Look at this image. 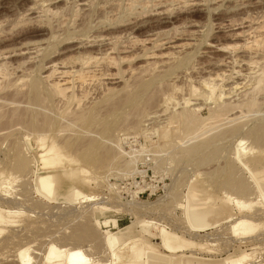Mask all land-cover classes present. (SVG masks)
<instances>
[{"label": "rangeland", "instance_id": "rangeland-1", "mask_svg": "<svg viewBox=\"0 0 264 264\" xmlns=\"http://www.w3.org/2000/svg\"><path fill=\"white\" fill-rule=\"evenodd\" d=\"M83 1L91 5L87 12H84L85 14L82 8H80V6L82 7L81 3H83ZM177 1L178 0H176V3H173L175 5L171 4V9H173L171 23L167 25H158L157 22H159V17L141 15L143 12L142 8L136 7V9L131 7V9L129 0H0V53L10 54L17 52L16 54H18L19 52H24L20 56L19 54L18 56L11 55V59H8V70L15 72H9L12 77H9V80L13 79V83L11 80L7 83H10L11 86L14 84V80L16 81L19 72L20 75L22 73V76L19 75L18 78H20V80L17 79L16 83L21 80L22 83H25L26 80H39L42 76L41 68L43 69L44 67L50 66L51 62L52 64L55 62L60 63L70 57H78L79 54L75 53L83 52L84 49L79 52L78 50H74L73 46L76 45L74 41L79 37L85 38L98 35L100 30L101 34L104 32L102 31L103 28H100L102 27L101 25H103L104 28L111 25L113 29L105 31V35L111 34V37H120L118 41H121V45L126 44L124 46H130V54H124L126 57L127 55L137 56V53H139L144 58L143 60L138 54L139 56L136 58H141H138L139 60L137 59L139 62L136 59H130L131 57L128 59L133 60L130 63L131 66L133 65L132 68L135 69L136 72H140L139 68L137 67V71L135 67L137 63V66H140V68H142L141 65L145 66V57L143 56L141 46L142 42L145 41L144 39L150 38V35L153 36L163 31L166 33L167 31L168 35H172L171 38L173 34H175L176 37H181V42H186V40H193L191 42H195V44L192 43L193 47H190L187 52L185 50L181 52L180 55L177 54V61L175 60L172 62L170 66L172 69H164L163 72L158 74L160 77L156 75V77L152 78V72H150V74L148 72H146V74L143 73L141 76L143 80L151 81V86L147 90L149 92H144L145 95L139 92L138 95L141 94V96H138V99L136 98L134 103L124 108H119L120 111L123 110L121 112L117 110L111 113V116L109 115L110 111L106 107L105 109L107 111L104 110V106L102 105L104 104L103 100H105L107 96L112 95L113 97H110H115L113 101H116V98L119 99L121 96L125 95V92L122 93L126 88L124 80L127 81L129 79L127 67H124L126 65H122L123 69L122 66H119L120 69L114 70L112 73L106 72L109 74H106L107 78L111 80L109 81L105 78V75L103 79H107L105 82L106 84L103 80L95 79L97 80H94L96 83L94 81L92 82V84L95 85L90 86L91 84L89 83L88 88L87 86H85L86 88L84 87L87 90L84 88H82L84 91H80L81 88L80 90L74 89L78 98L82 97V94L87 91V94H85L87 100H83V107L86 104V107L89 105L92 109H97L96 116L99 117L100 115L102 117L98 120L100 121L99 123L86 122L80 126H71L76 132L82 131V134H84L85 137L87 136V139L97 143L98 149L94 150L92 154L95 155L97 152L98 154L96 155H100L108 146L110 149L111 146L115 147L114 150L119 149L117 150L119 153L121 150L126 153H123L121 158L119 157V160L110 168H104L103 165H100L101 163H99V166L97 163H93L98 162V160L93 159L99 156L92 155L94 158L87 157V155L83 156V153H85L83 150L85 148L76 150V146L68 145L69 142H66L68 139H70V141L71 139L72 141L76 139L73 135L70 134V136L67 134L70 136L68 137L65 135V132V136L59 133V128L61 129L62 127L58 122H61L62 125L63 119L57 117V110L63 106L60 104L61 102L59 106L56 103L51 110L53 111L52 116L55 118L57 124L52 129L42 132V130L38 131L36 125H33L35 126L33 128L32 126L29 128L27 126V124L30 123L27 121L29 120V115L32 114L34 109L33 106L31 107L29 104L27 96L28 90L26 87L24 89L20 88V90L22 89V94L17 86L18 84L16 86L19 91L17 88L14 90L13 87H8V89L5 88L7 91L4 89L6 92L4 90L1 92L0 113L5 115V117L3 121L0 122V140H3L0 142V229L4 230V233L0 235V264H21L18 255H20L22 251H25L28 255L31 264H45L46 252L53 244L61 248L80 246L87 251V254H90V258L99 260L104 264H111L113 254L105 249L106 247L102 243L104 234L106 236L108 233L115 234L118 242H127V245L117 252L118 261L120 260V255L124 256L120 262L123 264L128 261L127 258L130 256H132L130 258L132 260L138 256V260H130L127 264H184L187 262L194 264H226V261L237 260L243 255H250V258L244 264H264V202L256 204L259 199H257L256 193H254L257 192L255 187L258 186V189H260L259 191L264 196V142H262L263 144L257 142L256 140H260L255 138L256 136L253 134L254 127L256 129L264 128L263 126L261 127V125H264L263 91L259 94V97H257L258 100L260 99L258 101L260 108L257 106L259 110L256 109V112L253 111L255 114L251 112L250 115H247L248 113L245 110H243L244 112L241 110L242 113H240L241 111L238 109L228 116L234 119V117H240V114H243V117H248L246 118L248 120L242 117L241 120L239 119L240 122H235V124L228 121L224 123L220 122L221 120H209L208 123L204 125L206 127H203V124L206 122L200 123V126L198 125L196 127V130L200 131V135L198 133V138L196 136L195 138H185L182 132L183 123L179 118H176V116L183 112L188 114L190 110L191 114L200 116L203 119L210 117L211 113L209 111L211 110H209L208 105L206 106L198 101L195 102L193 101L194 99L190 98L187 90L190 84L188 85L187 83L191 82L194 86L199 87L198 83L201 79L208 78L211 73V75L217 73L216 70L213 69L212 63L216 62L214 60L224 58L225 56L223 57V55H225V53H212L210 55L209 53L212 50L208 47L210 44L216 46L222 44L224 46L221 45V47L229 48H235L238 44H244L243 39L236 40V38L226 37L227 34L224 33L225 31L227 32V30L231 31L235 29L237 32H242V27L244 28L245 24H247L245 22H252L254 25L263 27L262 31L264 34V0H207V2L205 0L206 6L203 7L193 6L190 4L191 0H182V2H180L181 0ZM92 2L94 3L93 5ZM42 3L46 6L48 5L50 9L60 15L49 16L46 13L42 14L43 10L40 6ZM188 4L190 6H188ZM31 8L35 9L34 13L30 12ZM134 12L136 14H134ZM137 13H141L139 16L142 17H139ZM132 14L135 19L132 18ZM42 15L44 16L42 17ZM39 17L41 18L39 19ZM111 17L114 18V21H112ZM35 18L38 19L36 20ZM133 20L136 22H133ZM120 22H123L125 25ZM141 23L144 25L143 27L134 28V26L142 25ZM144 23L147 24V26ZM221 25L227 26L224 30L221 29V31L219 30L220 27H222ZM157 27H159L160 30L157 29ZM168 35L162 36L170 38ZM175 35L173 38H175ZM52 37L54 38L51 39ZM191 37L192 39H190ZM73 39L74 41L71 42ZM136 39L141 41V45ZM128 40L131 41V43L128 42ZM130 44H134L135 46L133 45L132 48ZM39 48L41 49L39 50ZM134 48L136 49L134 50ZM88 49L90 50L92 48ZM38 50L39 54L36 55ZM94 50L97 51L98 47H93V51ZM28 51L31 55L33 54L32 57L29 55ZM29 56L31 59L34 57V59L29 60ZM255 61L257 60L255 59ZM258 61H260V59ZM198 65H201V67L204 65V69L212 71H204L200 66L196 68ZM205 66H208L209 69ZM193 68H196L195 71H192ZM124 70L127 71L123 74L124 77L126 76V79L123 78L122 80L123 75H117V71L124 73ZM226 70L229 71V68ZM202 71L204 72L202 73ZM217 71L219 72V70ZM119 72L118 74H121ZM113 73L114 75H112ZM109 76H111V78ZM141 77L139 78L142 80ZM146 77L149 78L145 79ZM150 77L151 80H149ZM186 77H189L188 79L191 80L186 79ZM136 80L137 81H134L135 83L131 80V85L127 83V85L130 86L129 90L131 92L133 90H135L134 92H138L136 88L139 85L138 82L141 80ZM100 81L102 84H99L101 83ZM153 81L157 83L152 84ZM160 82L163 83V85ZM22 83L20 82L19 85ZM134 84L136 86H134ZM109 86L115 89L116 92L104 97L106 94L105 89H109ZM21 87H23V85ZM169 87L172 88L170 89ZM173 87L181 88L180 96L178 94L174 96L177 103H175V105L171 104L164 112V108L159 105L162 100L161 97L163 98V96L168 94L171 95V93H173ZM131 88L133 90H131ZM223 88L226 89V86ZM223 88L218 90V94H216L217 97L212 102H221L222 99L218 97H220L225 90H223ZM25 90H27V92H25ZM155 92L157 93L154 94ZM15 93L17 96L14 95ZM142 94L144 96H142ZM153 95L158 96L156 98V103L150 106L147 104L148 102L146 103L145 101H147L148 97L150 98V96ZM25 97L28 101H26ZM182 98H186V101ZM91 100H95V102ZM5 102L6 105L4 104ZM2 104H4V106H1ZM138 104H140L141 109H139L140 106ZM155 104H158L159 107L158 105L155 106ZM100 105H102V109ZM137 105L138 107H136ZM16 109L20 112L16 111ZM136 109L137 111L140 110V114L143 113L140 119V114L138 113L136 116L135 114H137V111H133ZM141 110H143L142 113ZM16 112H18V114ZM99 112L102 114H99ZM106 112H108V116H106ZM117 114L118 120L115 118ZM17 115L22 120L20 119L19 121ZM127 115L133 117L131 118ZM10 116H13V118ZM134 118L136 120H133ZM137 119L141 121L138 122ZM102 120L105 121L103 122ZM129 120H131V122H129ZM134 122H138L139 124L135 126ZM64 126H66V124ZM179 126L181 127L178 129ZM228 128H241L242 132L240 133L242 136L249 135L247 136L248 138L250 136L252 137L249 138L250 140H244L241 144V146L246 145L245 147L248 151L245 156H242V160L245 161L241 160L242 162H239L237 159V155L235 154L236 147L233 145L234 139L232 140L233 136L230 134L231 130L229 131ZM93 129L94 131H92ZM163 129H165V133L168 132V139H163L162 136L165 134L164 131L162 132ZM256 129H254V131H256ZM12 130L15 131L13 132ZM70 130L69 133L75 132ZM175 131L177 133L180 132L177 134ZM1 136L4 138L2 139ZM106 136L108 138H106ZM61 138H64V140ZM99 144H103L104 146ZM191 144L193 146H200L199 154L197 153V155L191 157H186L181 154L184 148V150H187L186 148L192 147ZM17 146L21 147H18L20 150H27L24 157L35 162L30 165L31 167L33 165L32 168L30 167L31 170L29 168L30 173L28 170V173L25 174L26 177L25 175L21 177L22 181L15 179L18 173H15V168L13 167L14 159L11 150L13 147L17 148ZM50 148H53L56 152H49V150H52ZM23 150L18 152L19 155H23ZM143 158L145 161H147L145 158H149L150 162L147 164L142 163ZM44 159L50 162L45 163ZM129 160H131V166L126 170L128 168L126 167V163ZM11 164L12 169H14L13 172ZM31 171L35 173H31ZM30 174L35 175H31L30 177ZM44 175L56 177L58 180L56 186L57 192L49 198H46L41 190V192L39 191L40 188L37 184V178ZM233 175H235V180L252 177L256 185L258 184L255 186V183L250 180L249 184L250 186L252 185L250 190H256L252 192L254 195L250 196V194H246L247 196L245 197L256 205L251 210L239 209L233 204L232 201L236 195H244H238L240 193L236 192L241 191V189L237 190L235 188V190L234 185L231 184L233 183L231 180H234L231 179ZM261 182L263 184H261ZM142 193L143 195L139 198L138 195ZM84 197L92 198L93 201H86ZM95 202H99L112 210V212L102 216L103 219H101V221L96 220L93 216L92 209ZM198 205L202 208V211L204 210L206 215L210 213L212 220L208 225L195 228L190 220V212ZM241 217L249 218L254 224L261 225L258 231L252 234L253 236L244 239L239 236L234 237L230 232L229 226H231L233 219ZM86 225L95 230L96 241L87 240L79 244V242L76 241L77 235L75 233H79V229ZM194 232H196L197 235ZM171 235L177 236L184 241V245H181L182 248L179 247L178 249V246H175L174 252L170 249L166 250L164 246V239L169 238Z\"/></svg>", "mask_w": 264, "mask_h": 264}, {"label": "bare ground", "instance_id": "bare-ground-1", "mask_svg": "<svg viewBox=\"0 0 264 264\" xmlns=\"http://www.w3.org/2000/svg\"><path fill=\"white\" fill-rule=\"evenodd\" d=\"M60 1V0H59ZM111 1V0H110ZM122 1V0H121ZM180 1V0H178ZM177 1V2H178ZM224 1V0H223ZM241 1V0H240ZM128 2V1H127ZM126 2V3H127ZM157 2V4H156ZM176 3V0H129V3H130V8L133 7V8H136V7H140L142 8L143 12L141 15H149V16H154V17H159V24H170L171 23V15H172V11L173 9H171V4L172 5H175L173 3ZM182 2V0L180 1ZM207 2V0H206ZM206 2L205 0H191V3L193 6H200V7H203V6H206ZM110 3V2H109ZM184 3V2H183ZM182 3V4H183ZM46 4V3H45ZM94 3L92 2V5ZM180 4V3H178ZM185 4V3H184ZM39 5V4H38ZM82 7L80 6V8H82V11L83 13L84 12H87L88 8L91 7L90 3H81ZM110 5V4H109ZM43 12V13H46L48 14L49 16L50 15H60L59 13L53 11L52 9L49 8V6L47 5H44V3L40 4ZM105 6V5H104ZM107 6V5H106ZM188 6H190L188 4ZM109 7V6H108ZM180 7V6H179ZM79 8V7H78ZM79 8V9H80ZM101 8V7H100ZM99 8V9H100ZM110 8V7H109ZM129 8V6H128ZM240 8V7H239ZM77 9V10H79ZM104 9V8H103ZM108 9V8H107ZM111 9V8H110ZM132 9V8H131ZM137 9V8H136ZM38 10V9H37ZM135 10V9H134ZM41 11V10H40ZM106 11V10H105ZM178 11V10H177ZM30 12L31 13H34L35 12V9L34 8H31L30 9ZM29 12V13H30ZM101 12V11H100ZM81 13V12H80ZM114 13V12H113ZM131 13V12H130ZM27 14V13H26ZM41 14V13H40ZM79 14V13H78ZM85 14V13H84ZM83 14V15H84ZM89 14V13H87ZM112 14V13H111ZM134 14H136L134 12ZM139 13H137V15L139 16L140 15ZM32 15V14H31ZM110 15V14H109ZM114 15V14H113ZM44 15H42L43 17ZM80 16V15H79ZM133 16V14H132ZM131 16V17H132ZM22 17V16H21ZM38 17V16H37ZM53 17V16H52ZM110 17V16H109ZM139 17H142V16H139ZM34 18V17H33ZM41 17H39L40 19ZM130 18V17H128ZM134 18V16L132 17ZM32 19V18H31ZM36 19V18H35ZM38 19V18H37ZM36 19V20H37ZM106 19V18H105ZM112 21H114L112 18ZM135 19V18H134ZM34 20V21H36ZM158 20V19H156ZM135 20H133L134 22ZM152 21V20H151ZM246 21V20H244ZM100 22V21H99ZM131 22V21H130ZM136 22V21H135ZM148 22V21H147ZM146 22V23H147ZM111 23V22H110ZM121 23V22H120ZM125 23V22H124ZM127 23V22H126ZM153 23V22H152ZM247 24H245L244 28L242 27L243 30H241L242 32H237L235 29L231 30V31H228L227 29V32L223 31L224 33L227 34L226 37H229V38H233L236 40L237 39H243L244 40V44L242 45H237V47L235 48H229V47H221L220 46H216V45H209L208 47L210 48V55L212 53H225V55H223L224 58L222 59H217V60H214L216 61L215 63H212L213 65V69L216 70L217 73H214V75H211L210 73V76L208 78H205V79H201L200 82L198 83L199 84V87H196L193 85V83H187L189 85V89L188 92H189V96L190 98L194 99L193 101H198V102H202L203 104H205L206 106L208 105L209 106V111L211 113L210 117L209 118H206V119H203L201 118L200 116H197L195 114H191V110L188 114H186L185 112L179 114L178 116H176V118H179V120L183 123V126H182V132L184 133L183 135H185V138L188 137L187 139L190 138H195V136L198 138V133L200 132L199 130H196V127L200 124V123H204L206 122L205 124H203V127H206L204 125H206L208 123V121L210 120H218L220 122H224L226 123L227 121L230 122V123H234L235 122H240L239 119L241 120L242 117L244 116L243 114H240L242 113L243 110H245L248 114L247 115H250L251 112L255 111L257 108V106L259 107V104H258V98L259 97V94L262 92L264 93V34H263V27L259 26V25H254L252 24V22L248 23V22H245ZM59 24V23H57ZM94 24V23H93ZM99 24V23H98ZM101 24V23H100ZM123 24V22L121 23ZM128 24V23H127ZM142 24V23H141ZM145 24V23H144ZM150 24V23H149ZM148 24V25H149ZM156 24V23H155ZM154 24V25H155ZM257 24V23H256ZM1 25V24H0ZM125 25V24H123ZM147 26V24H145ZM157 25V24H156ZM232 25V24H231ZM70 26V25H69ZM98 26V25H96ZM102 27L100 28H103L102 31H107V30H111L113 29L112 26H108L107 28H104L103 25H101ZM119 26V25H118ZM130 26V25H129ZM144 25H137V26H134L137 27V28H141L143 27ZM222 27H220L219 30H224L226 28V26H223L221 25ZM117 27V26H116ZM121 27V26H120ZM149 27V26H148ZM80 29V28H79ZM78 29V30H79ZM136 29V28H135ZM157 29H159V27H157ZM3 30V29H2ZM134 30V29H133ZM160 30V29H159ZM172 30V29H171ZM175 30V29H174ZM221 30V31H222ZM98 31V30H97ZM101 31V30H100ZM100 31H99V34L98 35H95V36H91V37H85V38H81L79 37L77 40L74 41V39L71 41V40H68V41H71L74 43H76L75 46H73L74 50H78L81 51L83 50V52L81 51L80 53H75V54H79L78 57L74 56V57H70L68 59H65L63 61H61L60 63L58 62H55L52 64L51 62V65L48 66V67H44L43 69L41 68V72H42V76L39 80H33L32 81H28L26 80L25 83H22V80L21 81H18L19 83L21 82L22 84L19 85V83L17 81V79L20 80L19 75H20V72H19V75H17L16 77V81L14 80V84H11L7 83L9 82V77L11 73H15V72H11L8 70L9 67L8 64H9V61L8 59L10 58L11 59V55L13 56H19L22 55L23 53L22 52H19L18 54H16L17 52H13V53H10V54H3V53H0V94L1 92L6 88L8 89V87H13V89L15 90V88H17L18 90V87H19V90L20 88L24 89L26 87V89L28 90V93H27V96H28V100H29V104L31 105V107L33 106V109L34 111L32 112L31 115H29V121L30 123L27 124L28 128L33 125H36V128L39 130H42V132L44 130H49V129H52L57 123H56V120L55 118H53L52 116V112L51 111L53 109V107L56 105V103L58 104L59 106V103L62 104L63 108H59L61 110H57L58 113H57V117H59L60 119H63L62 121V125H61V122H58L60 123V126L62 127L61 129L59 128V133L63 134L64 135V132H65V135L67 134H71L73 135L76 139L74 141H70V139H68V137L70 136H66L67 137V141L66 142H69L68 145H73V146H76V150H82L83 148H85L83 150V156L84 155H87V157H90L92 158L94 154H92L94 152V150L98 149V146H97V143L93 142L92 140L90 139H87V136L85 137L84 134H82V131L80 132H76V130H73V127H71L72 125H74V127L76 126H80L82 124H85L86 122L87 123H96V122H100L98 120H100L102 117L99 115V117H97V109H92L91 106L88 105V107H86V104L82 105L83 103V100L86 99L87 100V96L85 94H87V91L86 93H83L80 97L78 98L77 94L75 93L74 89H79L81 88L80 91H84V89L86 88L85 86H87L88 88V84L90 83L92 85H95V84H92V82L95 80V79H98V80H103L104 83L106 82V80L108 79L109 81H111L109 78H107V74L108 72H113L114 70H117V69H120L119 66H122V65H126L124 67H127V71L124 70V73L123 72H119L117 71V75H123L125 74L126 72L128 73V80L125 81L124 80V83H125V90L122 91L125 92V95L124 96H121V98H116L117 100L116 101H113L114 98H112L113 96L112 95H109L106 97V95L108 94H111L113 92H116L115 89H112L110 88L109 86V89H105L106 90V94L104 95L105 100H103V103L102 104L104 107V110L105 107L110 111V116L112 115L111 113H114L115 111H120L119 108H124L128 105H130L131 103H134V101L136 100V98L138 96H141L138 95V93H143L146 92L148 90V88L151 86L150 82L151 81H144L143 78L141 77L143 73L146 74V72H148L150 74V72L153 73V75H151L152 78L159 76L158 74L163 72L164 69H167L169 68L168 70H171L172 68L170 67L172 62H174L176 59H178L176 57L177 54L180 55L181 52L185 51L187 52V50L190 49V47H193L192 46V43L195 44V42H191L193 40H186V39H183V40H186V42H181V37H176L175 34H173V37L175 35V38H171L170 35H168V32L166 31H163V32H158L156 33V35H150L151 37L150 38H147V39H144L145 41L142 42V46H141V49H142V53H143V56L145 57V66L141 65L142 68H140V66H135L137 71H138V68L140 70V72H136L135 69H133V65L131 66V61L133 60H128L130 57V59H141L143 58L141 56V54L137 53V56L140 55V57L136 58L137 56L135 54H132V55H135V56H131V55H124V54H130L129 52V47L126 44H120V42L118 41V39L120 37H111V34H106L104 32H102L100 34ZM169 31V30H168ZM176 31V30H175ZM174 31V32H175ZM218 31V30H216ZM79 32V31H78ZM81 32V30H80ZM84 32V31H82ZM172 32V31H171ZM173 32V33H174ZM179 32V31H177ZM95 33V32H94ZM184 33V32H183ZM223 33V34H224ZM54 34V33H53ZM96 34V33H95ZM170 34V32H169ZM181 34V33H179ZM225 34V35H226ZM117 35V34H116ZM162 35H165V36H170V38L168 37H164ZM192 35V34H191ZM224 35V37H225ZM90 36V35H89ZM114 36V35H113ZM118 36V35H117ZM121 36V34H120ZM132 36V35H131ZM135 37V36H134ZM54 37H52L51 39H53ZM74 38V37H73ZM77 38V37H75ZM133 38V37H132ZM196 38V37H195ZM193 38V39H195ZM126 39V38H124ZM192 39V37L190 38ZM133 40V39H131ZM142 40V39H141ZM136 41L138 43H140L141 45V41L140 40H137ZM128 42L131 43V41L128 40ZM133 42H135L133 40ZM242 43V42H241ZM128 44V43H127ZM136 44V43H134ZM133 44V45H134ZM53 45V44H52ZM131 45V44H130ZM133 45L132 48H133ZM138 45V44H137ZM208 45V44H207ZM227 45V44H226ZM98 47V50L97 51H93V47ZM135 46V45H134ZM224 46V45H222ZM233 47V46H232ZM87 48V49H85ZM88 48H92V49H88ZM136 48H139V47H136ZM134 48V50L136 49ZM188 48V49H187ZM41 48H39L40 50ZM39 50L37 51L38 53L36 55L39 54ZM70 50V49H68ZM72 50V49H71ZM133 50V49H132ZM133 50V51H134ZM24 51V50H23ZM139 51V50H138ZM7 52V51H6ZM41 52V51H40ZM77 52V51H76ZM137 52V51H136ZM140 52V51H139ZM203 52V51H202ZM9 53V52H8ZM27 53V51H26ZM29 53V51H28ZM141 53V52H140ZM189 53V52H188ZM186 53V54H188ZM192 53V52H191ZM73 54V53H72ZM139 54V55H138ZM29 55L32 57L31 53H29ZM178 55V56H179ZM202 55V54H201ZM28 56V55H27ZM29 56V60H33L31 59V57ZM182 56V55H181ZM134 57V58H133ZM210 57V56H209ZM258 58V59H257ZM36 59V58H35ZM138 59V60H139ZM184 59V58H183ZM187 59V58H185ZM255 59L257 61H255ZM260 59V61H258ZM137 60V61H138ZM144 60V58H143ZM135 61V60H134ZM177 61V60H176ZM139 62V61H138ZM213 62V61H212ZM144 63V62H143ZM181 63V61H180ZM208 63V62H207ZM133 64V63H132ZM21 65V64H20ZM175 65V64H174ZM209 65V64H207ZM41 66V65H40ZM181 66V65H180ZM201 67V65H198L196 66L197 67ZM204 69V65H202ZM211 66V65H210ZM211 66V67H212ZM138 67V68H137ZM173 67V65H172ZM188 67V66H187ZM206 67V66H205ZM190 68V67H188ZM196 68H193L192 71ZM208 68V66L206 67ZM227 68H229V71L226 70ZM17 69V68H16ZM40 69V68H39ZM122 69H123V66H122ZM202 69V70H203ZM209 69V68H208ZM212 69V68H210ZM23 70V69H22ZM199 70V68H198ZM196 70V71H198ZM219 70V72L217 71ZM105 71V72H104ZM122 71V70H120ZM181 71V69H180ZM190 71V70H189ZM188 71V72H189ZM204 71H212V70H207V69H204ZM202 71V73L204 72ZM9 72H11L9 74ZM25 72V71H24ZM107 72V73H106ZM121 73V74H118ZM201 72V70H200ZM26 73V72H25ZM24 73V74H25ZM110 73V75H111ZM175 73V72H174ZM179 73H182V72H179ZM199 73V72H198ZM107 74V75H106ZM167 74V73H166ZM186 74V73H185ZM106 75L105 78L107 79H103L104 76ZM114 75V73L112 74ZM116 75V74H115ZM172 75V74H171ZM179 75V74H177ZM181 75V74H180ZM189 75V74H188ZM187 75V76H188ZM207 75V74H206ZM22 76V73L21 75ZM148 76V74H147ZM185 76V75H184ZM183 76V77H184ZM111 78V76H109ZM114 77V76H113ZM126 77V76H125ZM123 75L122 77V80L123 78L126 79ZM141 77L142 80L139 78ZM151 77L149 80H151ZM160 77V76H159ZM158 77V78H159ZM166 77V76H165ZM12 78V77H11ZM23 78V77H21ZM27 78V77H26ZM121 78V77H120ZM119 78V79H120ZM149 77H146L145 79H147ZM164 78V77H162ZM189 77H186V79H188ZM15 79V77H14ZM28 79V78H27ZM135 79V80H134ZM136 79H139L141 80L138 85V87L136 89H138V92H134L135 90H133L131 88V90H133L132 92L129 90V85H127V83H130L131 80L134 81H137ZM185 79V80H186ZM154 80V79H153ZM188 80H191V79H188ZM12 83H13V79L11 80ZM24 81V80H23ZM97 81V80H95ZM94 81V82H95ZM100 81V82H101ZM129 81V82H128ZM175 81V80H174ZM189 82V81H188ZM193 82V80H192ZM96 83V82H95ZM99 83V82H97ZM121 83V82H120ZM135 83V82H134ZM154 83H157V82H152V84ZM161 83V82H160ZM18 84V85H17ZM99 84H102L99 83ZM106 84V83H105ZM163 85V83H161ZM18 87H17V86ZM23 85V87H21ZM131 85V83H130ZM137 85V83H136ZM134 84V86H136ZM168 85V84H167ZM99 86V85H98ZM97 86V87H98ZM161 86V85H160ZM174 86V85H173ZM224 86H226V89L223 88ZM85 87V88H84ZM102 87V86H101ZM113 87V86H112ZM122 87V86H121ZM154 87V86H153ZM84 88V89H82ZM90 88V87H89ZM170 88V87H169ZM172 88V87H171ZM170 88V89H171ZM221 88H223V92H222V95L218 98L222 99L221 102H212L213 100L216 99V94H218V90ZM5 89V90H6ZM10 89V88H9ZM21 89V90H22ZM94 89V88H93ZM156 89V88H155ZM4 90V91H5ZM11 90V89H10ZM9 90V91H10ZM18 90V91H19ZM20 90V92H21ZM27 90H25V92H27ZM87 90V89H85ZM89 90V89H88ZM168 90V89H167ZM7 91V90H6ZM5 91V92H6ZM16 91V92H18ZM24 91V90H23ZM77 91V90H76ZM119 91V90H118ZM160 91V90H159ZM159 91H158V94H159ZM181 88L179 89V87H173V90L170 94L168 95H165L163 96V98L161 97V103L159 105H161L162 108H164V112H165V109H167L171 104H174L177 103L175 101V97L177 94L179 95L181 92ZM90 92V91H89ZM94 92V91H93ZM103 92V90H102ZM149 92V91H147ZM154 92V91H153ZM105 93V92H104ZM121 93V94H122ZM152 93V92H151ZM157 92H155L154 94H156ZM3 94V93H2ZM22 94V92H21ZM21 94L19 93V95L21 96ZM142 94V96H144ZM16 95V93L14 94ZM150 95V94H149ZM183 95V94H182ZM17 96V95H16ZM24 96V95H23ZM26 96V95H25ZM90 96V95H89ZM112 96V97H110ZM118 96V95H116ZM158 96V95H157ZM157 96L153 95V96H150V98L148 97L147 101H145L148 105H153L154 103H156V98ZM180 96V95H179ZM219 96V95H218ZM8 97V96H7ZM6 97V98H7ZM184 97V96H183ZM93 98V97H92ZM91 98V99H92ZM2 99V98H1ZM26 99V97H25ZM138 99V98H137ZM140 99V97H139ZM160 99V97H159ZM183 100L186 101V98H182ZM16 100V99H15ZM26 99V101H28ZM89 100V99H88ZM97 100V99H96ZM99 100V99H98ZM182 100V101H183ZM8 101V100H7ZM92 101V100H91ZM143 101V100H142ZM181 101V103H182ZM184 101V102H185ZM191 101V100H190ZM4 102V101H3ZM13 102V101H12ZM88 102V101H87ZM92 102H95L92 101ZM91 102V103H92ZM99 102V101H98ZM140 102V101H138ZM86 103V102H85ZM100 103V102H99ZM141 103V102H140ZM144 103V104H146ZM261 103V102H260ZM6 105V102L4 103ZM4 104H2L1 106H4ZM12 104V103H11ZM14 104V103H13ZM22 104V103H21ZM88 104V103H87ZM93 104V103H92ZM27 105H28V102H27ZM100 105V107L102 106ZM133 105V104H132ZM140 106V104H138ZM138 105L136 107H138ZM158 105V104H155V106ZM158 105V107H159ZM177 105V104H176ZM10 106V105H9ZM24 106V105H23ZM143 106V105H142ZM204 106V105H203ZM202 106V107H203ZM205 106V107H206ZM21 107V106H20ZM184 107V106H183ZM99 108V107H97ZM129 108V107H128ZM131 108H134V107H131ZM146 108V107H144ZM260 108V107H259ZM100 109V108H99ZM98 109V111H99ZM102 109V107H101ZM138 109V108H137ZM136 110H133L134 112L137 111ZM139 109H141V106L139 107ZM148 109V108H146ZM150 109V108H149ZM242 110L239 114L241 115L240 117H234L233 118H230L228 117L232 112L236 111V110ZM5 110V109H4ZM21 110V109H20ZM123 110V109H122ZM121 110V111H122ZM144 110V109H143ZM143 110H141V113L143 112ZM259 110V109H258ZM12 111H15V110H12ZM16 111L20 112L18 109H16ZM23 111V110H21ZM51 111V112H50ZM56 111V112H57ZM101 111V110H100ZM107 111V110H106ZM120 111V112H121ZM132 111V110H131ZM132 111V112H133ZM140 111V110H139ZM139 111H137V114H135L136 116L138 115ZM162 111V112H163ZM11 112V111H10ZM18 112H16L18 114ZM244 112V111H243ZM256 112V111H255ZM5 113V112H3ZM12 113V112H11ZM108 112H106V116ZM124 113V111H123ZM131 113V112H130ZM145 113V112H144ZM254 113V112H253ZM252 113V114H253ZM15 114V113H14ZM29 114V113H28ZM99 114H102L99 112ZM140 114V113H139ZM246 114V113H244ZM255 114V113H254ZM253 114V115H254ZM12 115V114H11ZM131 115V114H130ZM130 115H127V116H130ZM134 115V114H133ZM134 115V116H135ZM141 115H139V119L141 118ZM150 115V114H149ZM163 115V114H162ZM174 115V114H173ZM177 115V114H176ZM238 115V114H237ZM236 115V116H237ZM252 115V116H253ZM16 117V114L14 115ZM18 116V115H17ZM24 116V115H22ZM21 116V117H22ZM117 116L118 114L115 116V118L117 119ZM153 116V115H152ZM5 115L1 114L0 113V122L3 121ZM7 117V116H6ZM9 117V116H8ZM11 118H13V116H10ZM19 117V116H18ZM25 117V116H24ZM28 117V116H27ZM56 117V116H55ZM131 118L133 116H130ZM128 117V118H130ZM175 117V116H173ZM255 117V116H254ZM99 118V119H98ZM104 118V117H103ZM109 118V117H108ZM126 118V119H128ZM244 119L248 118V117H243ZM20 117H19V121H20ZM111 119V118H110ZM114 119V118H113ZM233 119V120H231ZM12 120V119H11ZM17 120V118H16ZM22 120V119H21ZM66 120V121H64ZM108 120V119H107ZM118 120V119H117ZM124 120V119H123ZM132 120V119H131ZM131 120H129V122H131ZM133 120H136L135 118ZM138 120V119H137ZM248 120V119H246ZM6 121V120H5ZM13 121V120H12ZM18 121V122H19ZM103 121V120H102ZM101 121V122H102ZM105 121V120H104ZM103 121V122H104ZM112 121V120H111ZM116 121V120H115ZM141 121V120H138V122ZM165 121V120H164ZM250 121V120H249ZM9 122V121H8ZM17 122V121H15ZM26 122V121H25ZM126 122V121H125ZM138 122H134V125H138L139 123ZM246 122V121H244ZM69 123V124H67ZM111 123V122H110ZM115 123V122H114ZM122 123V122H121ZM124 123V122H123ZM176 123V122H175ZM247 123V122H246ZM66 124V126H64ZM120 124V123H119ZM133 124V123H132ZM177 124V123H176ZM242 124V123H241ZM261 124V123H260ZM16 125V124H15ZM25 125V124H24ZM23 125V126H24ZM69 125V126H68ZM89 125V124H87ZM108 125V124H106ZM128 125V124H127ZM202 125V124H201ZM232 125V124H231ZM17 126V125H16ZM19 126V125H18ZM68 126V127H67ZM179 126L178 129L181 127ZM200 126V125H199ZM246 126V125H244ZM264 127V125H261V127ZM59 127V126H58ZM110 127V126H108ZM202 127V126H201ZM259 127V126H258ZM15 128V127H14ZM105 128V127H104ZM233 128V127H232ZM229 129V131L231 130L230 134L233 136L232 140L234 141L233 145L236 147V151H235V154L237 155V159L239 160V162H242V161H245V160H242V156L246 155L248 153L247 149H246V145L245 146H241V144L243 143L244 140H250L249 138H252L251 136L248 138L247 136H242L240 132H242V129L238 128V129ZM16 129V128H15ZM19 129V128H18ZM72 129V130H70ZM88 129V128H87ZM109 129V128H108ZM177 129V128H176ZM177 129V130H178ZM254 129H256L254 127ZM253 129V134H255V138H258L260 141L256 140L257 142H260L261 144H263L262 142H264V128H261V129H256V131H254ZM69 130L70 131H75L74 133L70 132L69 133ZM90 130V128H89ZM102 130V129H101ZM107 130V129H106ZM114 130V129H113ZM165 129L162 130V132L164 131ZM176 130V131H177ZM235 130V131H234ZM251 130V129H250ZM5 131V130H4ZM13 131V130H12ZM15 131V130H14ZM13 131V132H14ZM37 131V130H35ZM62 131V132H61ZM94 131V129L92 130ZM112 131V130H111ZM118 131V130H117ZM175 131V132H176ZM208 131V130H207ZM45 132V131H44ZM68 132V133H66ZM91 132V131H90ZM110 132V130H109ZM180 132V131H179ZM179 132L177 134H179ZM204 132V131H203ZM202 132V133H203ZM233 132V133H232ZM236 132V133H235ZM47 133V132H46ZM85 133V132H83ZM165 133V131H164ZM168 132H166L162 137L163 139H168ZM228 133V132H227ZM245 133V132H244ZM3 134V133H2ZM41 134V133H39ZM58 134V132H57ZM105 134V133H104ZM110 134V133H109ZM107 134V135H109ZM113 134V133H112ZM111 134V135H112ZM115 134V133H114ZM163 134V133H162ZM204 134V133H203ZM226 134V133H224ZM234 134V135H233ZM13 135V134H11ZM46 135V134H44ZM64 135V136H65ZM88 135V133H87ZM116 135V134H115ZM182 135V134H181ZM200 135V133H199ZM205 135V134H204ZM203 135V136H204ZM251 135V134H250ZM6 136V134H5ZM95 136V135H94ZM180 136V135H179ZM2 139L4 138L3 136H1ZM89 137V136H88ZM92 137V136H91ZM110 137V136H109ZM184 137V136H183ZM227 137V136H226ZM93 138V137H92ZM91 138V139H92ZM106 138H108L106 136ZM113 138V137H112ZM201 138V137H200ZM11 139V138H10ZM17 139V138H16ZM21 139V138H19ZM62 139V138H61ZM66 139V138H65ZM170 139V138H169ZM12 140V139H11ZM60 140V139H59ZM64 140V138L62 139ZM112 140V139H111ZM184 140V139H183ZM3 141V140H0V142ZM5 141V140H4ZM95 141V140H94ZM110 141V140H108ZM114 141V140H112ZM3 143V142H2ZM112 143V142H111ZM166 143V142H165ZM171 143V142H170ZM169 143V144H170ZM193 143V142H192ZM8 144V142H7ZM115 144V143H114ZM164 144V143H163ZM17 145V144H16ZM21 145V144H19ZM67 145V146H68ZM101 146H104L103 144H99ZM165 145V144H164ZM192 145V144H191ZM9 146V144H8ZM71 146V147H73ZM163 146V145H162ZM232 146V147H234ZM264 146V145H263ZM18 147L20 146H17V148H12L11 152L13 154V164H14V168H15V173H18L16 176V180L20 181L21 180V177L28 173V170L29 168L31 167L30 165L33 164V162L28 159L27 157H24L25 155V152L27 150H23L22 153L23 155H19V151H21L20 149H18ZM70 147V146H69ZM21 148V147H20ZM104 148V147H103ZM117 148V147H116ZM203 148V147H201ZM52 149L51 151L49 150V152H56L53 148H50ZM60 149V148H59ZM67 149V148H66ZM115 147L111 146V149L110 147L108 146L106 149L103 150V152L100 154V155H96L98 154L96 152V154L94 156H99L98 158H94L93 160H98V162H93V163H97V165L99 166V163H101L100 165H103L104 168H107V167H111L113 164H115L118 160H119V157L121 158V155L124 153L122 150L121 152L119 153L117 150H114ZM166 149V148H165ZM185 149V148H184ZM182 150L183 152L181 154H183L184 156L186 157H191L193 155H197V153L199 154V151H200V146H193L192 147H189V148H186L187 150ZM18 150V151H17ZM102 150V149H101ZM207 150V149H205ZM215 151V150H214ZM60 152V150H59ZM99 152V151H98ZM118 154H117V153ZM179 152V151H178ZM126 154V153H124ZM179 156V154H178ZM182 156V157H184ZM132 157V156H131ZM86 158V157H85ZM87 159V158H86ZM199 159V158H198ZM134 160V159H132ZM242 160V161H241ZM131 160H129L127 163H126V167H128L126 170H128L131 166ZM205 161V160H204ZM11 162V163H12ZM32 162V163H31ZM44 162L45 163H48L50 161L48 160H45L44 159ZM35 163V162H34ZM204 163V162H203ZM50 164V163H49ZM47 165V164H46ZM194 165V164H193ZM244 165V164H243ZM94 166V165H93ZM106 166V167H105ZM135 166V164H134ZM204 166V165H203ZM33 167V165H32ZM31 167V168H32ZM36 167V166H35ZM97 167V166H96ZM30 168V170H31ZM133 168V167H132ZM11 169H12V164H11ZM30 170H29V173H30ZM125 170V171H126ZM14 171V169H12V172ZM134 171V170H133ZM243 171V170H241ZM33 171H31L32 173ZM127 172V171H126ZM136 172V171H135ZM35 173V172H33ZM37 174V173H36ZM20 175V176H19ZM28 175V174H27ZM31 175H35V174H30L29 176L31 177ZM26 177V175H25ZM261 177V176H260ZM248 178V177H247ZM30 179V178H29ZM231 179H234V180H231ZM231 184L234 185V189L236 188L237 190L238 189H241V191L239 192H236V193H240L238 195H241V194H244V195H241V196H237L234 198V200L232 201L233 204H235L237 206V208L239 209H252L254 208V203L253 202H250V200H247L245 197L247 196L246 194H250L251 195H254L252 194V192L254 190L257 189V192H254L256 193V196H257V199H259V201H257L256 204H261L260 202H264V196L261 194V192L259 191L260 189H258V184L256 185V183L254 182L253 178L250 177L248 179L246 178H241L239 180H235V175L232 176L231 178ZM250 180L251 182H254L255 183V187L256 189L254 190H250V188H252L250 186ZM22 181V180H21ZM24 182V181H23ZM26 182V181H25ZM57 183H58V180L56 179V177H51V176H48V175H44V176H41V177H38L37 178V184H38V188L39 191L41 190L42 191V194L46 196V198H49L51 196H53L56 192H57ZM175 183V182H174ZM24 184H27V183H24ZM176 184V183H175ZM231 184H229L230 186H232ZM261 184H263L261 182ZM24 186V185H23ZM99 186V185H98ZM25 187V186H24ZM23 187V188H24ZM30 188V187H29ZM33 188V187H32ZM37 188V187H36ZM232 188V187H231ZM27 189V188H25ZM37 189V190H38ZM235 189V190H236ZM40 191V192H41ZM233 191V190H232ZM24 192V191H23ZM31 192V191H30ZM242 192V193H241ZM251 192V193H250ZM26 193V192H25ZM16 194V193H15ZM24 195V194H23ZM29 195V194H28ZM169 196V195H168ZM21 197H22V194H21ZM24 197V196H23ZM30 197V196H29ZM32 198V197H31ZM30 198V199H31ZM84 199L86 201H93L92 198H89V197H84ZM98 200V199H96ZM95 201V200H94ZM1 202V201H0ZM3 202V201H2ZM22 202V201H21ZM4 203V202H3ZM29 203V202H27ZM8 204V203H7ZM85 204V203H84ZM4 206V205H3ZM150 206V205H149ZM93 216L96 220H100L103 219L102 216L108 214L109 212H112V210L110 208H108L107 206H103V204L101 203H96L93 204ZM110 220V219H109ZM190 220L192 221L193 225L195 228H199V227H202L204 225H208L211 223V217H210V213L206 215V213L204 212V210L202 211V208L198 205V206H195V208H193L190 212ZM0 223H1V219H0ZM2 227V226H1ZM210 227H213V226H210ZM261 227V225L259 224H254V222H252L249 218H246V217H241V218H238V219H233V222L231 223V226H229V230L230 232L232 233V235L235 237V236H239L241 238H249L251 236H253L252 234H254L255 232L258 231V229ZM78 228V227H77ZM96 228V227H95ZM189 228V227H188ZM214 228V227H213ZM75 229V228H74ZM77 230V229H76ZM125 230V229H124ZM123 230V231H124ZM201 230V229H200ZM78 231V230H77ZM95 230L92 229V227L86 225V226H83L82 228L79 229V233H75L77 236H76V241L79 242V244L83 241H89V240H92V241H96V234L94 233ZM193 231V230H192ZM198 231V230H196ZM206 231V230H205ZM4 233V230L3 229H0V235H2ZM193 233V232H191ZM190 233V234H191ZM196 234V232H194ZM197 235V234H196ZM105 236V234H104ZM103 236V240H102V243L103 245L106 247H104L105 249L109 250L111 252V254H113V258H112V261H111V264H123V263H120L121 260L123 259L124 256H121L120 255V260L118 261L117 259V252L121 249H123L126 245H127V242L124 241V242H118L116 239V235L113 234V233H108L105 237ZM208 237V236H206ZM238 237V238H239ZM73 238V236H72ZM101 239V238H100ZM77 245V244H76ZM181 245H184V241L182 239H179L177 236H170L169 238H166L164 239V246L167 249H170L172 250L173 252L175 251V246H178V249L179 247H181ZM182 248V247H181ZM169 251V250H168ZM171 251V252H172ZM180 251V250H179ZM193 252V251H192ZM90 254H87V251L84 250L82 247H72V248H61L57 245H51L49 248H48V251L46 252V255H45V264H104L102 263L101 261L99 260H94L92 258L89 257ZM19 258H20V262L21 264H31V261L28 257V255L25 253V251L22 253H20V255H18ZM17 257V256H16ZM112 257V256H111ZM132 256L128 257V261L127 262H130V259ZM181 257V256H180ZM250 258V255H243L241 256L240 258H238L237 260H232V261H226V264H244L248 259ZM137 261L138 260V256L135 257V259H133L132 261ZM127 262H124V264H127ZM13 263V262H12ZM139 263V262H138ZM184 264H194V263H191V262H187V263H184Z\"/></svg>", "mask_w": 264, "mask_h": 264}, {"label": "built area", "instance_id": "built-area-1", "mask_svg": "<svg viewBox=\"0 0 264 264\" xmlns=\"http://www.w3.org/2000/svg\"><path fill=\"white\" fill-rule=\"evenodd\" d=\"M145 159H146L147 161H145L144 158H143V159H142V163L147 164L148 162H150L149 158H145ZM141 166H142V165H141ZM141 195H143V193H142V194H139L138 197L140 198Z\"/></svg>", "mask_w": 264, "mask_h": 264}]
</instances>
